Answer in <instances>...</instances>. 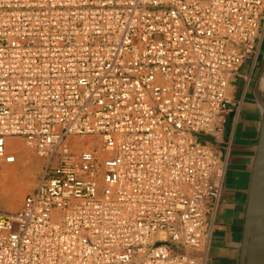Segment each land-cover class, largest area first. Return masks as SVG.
<instances>
[{
	"label": "built area",
	"instance_id": "2783aa9c",
	"mask_svg": "<svg viewBox=\"0 0 264 264\" xmlns=\"http://www.w3.org/2000/svg\"><path fill=\"white\" fill-rule=\"evenodd\" d=\"M263 43L264 0H0V160L43 159L0 264H206Z\"/></svg>",
	"mask_w": 264,
	"mask_h": 264
},
{
	"label": "crops",
	"instance_id": "0c3cea01",
	"mask_svg": "<svg viewBox=\"0 0 264 264\" xmlns=\"http://www.w3.org/2000/svg\"><path fill=\"white\" fill-rule=\"evenodd\" d=\"M258 75L259 71L251 78L245 94L243 78L241 88L236 83L232 85L235 100H242V104L234 126L223 197L211 232L206 264H239L250 174L261 126L262 107L255 85ZM224 136L226 139L228 131Z\"/></svg>",
	"mask_w": 264,
	"mask_h": 264
},
{
	"label": "water",
	"instance_id": "95a60500",
	"mask_svg": "<svg viewBox=\"0 0 264 264\" xmlns=\"http://www.w3.org/2000/svg\"><path fill=\"white\" fill-rule=\"evenodd\" d=\"M264 58L256 80L262 107L261 126L252 163L239 264H264Z\"/></svg>",
	"mask_w": 264,
	"mask_h": 264
},
{
	"label": "bare ground",
	"instance_id": "6f19581e",
	"mask_svg": "<svg viewBox=\"0 0 264 264\" xmlns=\"http://www.w3.org/2000/svg\"><path fill=\"white\" fill-rule=\"evenodd\" d=\"M263 81L264 78L261 86H263ZM11 140L15 141L13 147L17 156L13 164H7L0 160V165L2 163V169H0V204L7 210L15 211L18 206L17 191L22 189V182L27 176H36L37 171L40 170L43 164V159L38 155L34 159V155H32L34 153L33 149L25 143L24 147L20 139L12 138ZM9 147L10 144H8Z\"/></svg>",
	"mask_w": 264,
	"mask_h": 264
},
{
	"label": "rangeland",
	"instance_id": "374dc122",
	"mask_svg": "<svg viewBox=\"0 0 264 264\" xmlns=\"http://www.w3.org/2000/svg\"><path fill=\"white\" fill-rule=\"evenodd\" d=\"M262 51L264 52V43H263V47H262ZM262 58H263V56H262ZM262 64V60L260 61V63H259V66L258 67H260V65ZM259 69V68H258ZM249 70H250V66L248 65V64H245L242 68H241V73L242 74H247L248 72H249ZM259 71V70H258ZM236 83V85H237V87L238 88H241V86H242V84H243V80L241 79V78H238V80L235 82ZM263 84H264V81H263ZM200 140L202 141V142H205V143H214L215 141H216V139L215 138H213V137H211V136H207V135H200ZM20 141L22 142V144H23V146L25 147V142L22 140V139H20ZM34 153H32V155H34L33 156V158L34 159H36V157L35 156H37V154L35 153V151H33ZM17 161H18V159H17ZM41 168V167H40ZM0 169H2V163H1V165H0ZM39 171L40 170H38L37 171V173H36V176L34 177L33 175H29V176H27L24 180H23V182H22V189L21 190H18L17 191V197H18V206H17V208H16V210L17 209H19L20 208V206H21V204H22V202H23V200H24V198H25V196L29 193V192H31L35 187H36V185H37V182H38V173H39ZM10 183V182H9ZM4 191V190H3ZM3 204V203H2ZM4 205V204H3ZM6 207V206H5Z\"/></svg>",
	"mask_w": 264,
	"mask_h": 264
},
{
	"label": "flooded vegetation",
	"instance_id": "af4514ba",
	"mask_svg": "<svg viewBox=\"0 0 264 264\" xmlns=\"http://www.w3.org/2000/svg\"><path fill=\"white\" fill-rule=\"evenodd\" d=\"M262 56H263V58H264V52L262 51V53H261V56H260V61L261 60H263V58H262ZM259 68V67H258ZM258 71V70H257ZM257 71L254 73V75L252 76V79H254L255 77H256V73H257Z\"/></svg>",
	"mask_w": 264,
	"mask_h": 264
}]
</instances>
